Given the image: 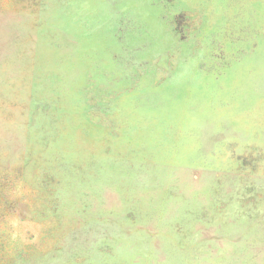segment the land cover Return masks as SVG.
I'll return each mask as SVG.
<instances>
[{"label": "rangeland", "instance_id": "374dc122", "mask_svg": "<svg viewBox=\"0 0 264 264\" xmlns=\"http://www.w3.org/2000/svg\"><path fill=\"white\" fill-rule=\"evenodd\" d=\"M0 264H264V0H0Z\"/></svg>", "mask_w": 264, "mask_h": 264}]
</instances>
